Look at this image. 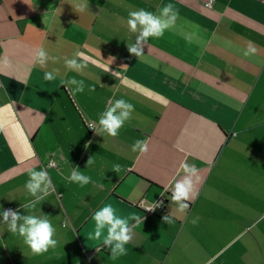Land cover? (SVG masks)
<instances>
[{
	"label": "crops",
	"instance_id": "1",
	"mask_svg": "<svg viewBox=\"0 0 264 264\" xmlns=\"http://www.w3.org/2000/svg\"><path fill=\"white\" fill-rule=\"evenodd\" d=\"M80 2L0 0V208L47 217L58 240L54 250L34 254L0 214V264H264V0H215L212 8L202 0H87L79 11ZM167 3L177 26H199L203 47L177 28L141 41L142 56L129 53L142 26L130 32L128 12L160 15ZM249 41L257 52L245 57ZM40 46L56 59L36 64ZM77 52L87 64L81 72L63 62ZM53 69L56 78L45 81ZM72 76L85 81L83 92H67L62 81ZM121 97L134 110L109 136L99 131V114ZM144 137L148 151L133 152ZM181 162L197 169V194L183 211L170 199L184 175ZM40 168L51 191L38 190L36 207H24L34 199L24 186L28 172ZM73 168L91 181L68 180ZM164 191V212L138 205ZM108 203L131 227L127 253L117 257L115 241L98 244L88 235L93 213Z\"/></svg>",
	"mask_w": 264,
	"mask_h": 264
},
{
	"label": "clouds",
	"instance_id": "2",
	"mask_svg": "<svg viewBox=\"0 0 264 264\" xmlns=\"http://www.w3.org/2000/svg\"><path fill=\"white\" fill-rule=\"evenodd\" d=\"M212 0H208V5L211 7ZM79 11H84L87 8V0H81L80 3L76 5ZM172 15H168L169 12ZM178 12L172 3H167L162 9L160 15H156L145 8H139L136 10H131L128 12L126 24L128 30L132 33L137 32L138 25L142 26L139 30V34L135 36V43H127V50L131 54H135L136 57L142 56L144 53L140 47L141 41H146L149 37L160 38L164 35L167 29H177L179 33L184 37V39L191 43H196L203 47L205 41L199 35V26H177L176 19ZM257 52L256 47L253 42L249 41L247 46L243 49V56L252 57ZM83 56V53L77 52L74 54L73 58H64V65L67 69L75 72H81L87 67L84 61H78L75 57ZM55 60L56 57L50 56L48 50L44 46H40L35 51L34 60L38 65H45L49 60ZM7 63V61H5ZM57 70L45 71L43 78L45 81H51L56 78ZM65 85L67 92L70 94H76L83 92L86 85L83 79H78L76 76L69 77L67 80L62 81ZM68 85H75L76 87H68ZM89 91L94 90L95 85H87ZM134 110V105L125 100L124 98L115 99L110 106L106 108L99 114L98 123L100 126L99 131L102 133H107L109 136H117L119 130L125 124L127 120L130 119L132 112ZM91 127V126H89ZM149 149V139L147 137L136 139L131 144V150L137 152L138 154H144ZM94 160L90 157L87 161V166L92 165ZM55 161H49V165L52 166ZM111 168L117 172L120 171L121 165L119 163H114ZM180 168L183 170L184 175L182 179L174 180L172 183V194L171 201L176 202L179 210L183 211L189 207L190 199L196 196V192L193 187L192 175L196 173L197 169L188 164L187 162H181ZM30 179L25 181V188L34 197L28 204L24 205L27 208H35L38 201L43 197L38 194L48 193L51 191L50 185L52 184L49 173L45 168H40L39 170L30 169L28 172ZM68 180L73 183H78L83 186L91 181V177L73 168L69 171L67 177ZM198 179V177H197ZM44 182L43 188L41 187V182ZM163 194V192L161 193ZM156 206V202L149 207V209ZM0 214H2L4 220L8 219L9 210H2L0 208ZM23 220L17 229V219ZM95 221L94 232H90L89 238L95 240L98 244L103 241L105 244L115 241L113 248L111 249L113 257H117L121 254L127 253V248L125 247L131 239V227L129 225V219L122 217L117 214L116 209L108 203L104 204L102 207L97 209L93 213L92 217ZM137 223L139 222L138 217H135ZM164 221L168 224L174 222L172 216L166 215L163 217ZM197 221L193 219L191 223L195 224ZM9 227L13 233L18 232L20 237H22L23 243L28 246L29 250L34 254H42L49 251V249H55L58 240L55 237L56 228L53 223L47 218H40L36 215H26L23 217L19 216L18 212H11V221ZM132 227H135L132 226ZM106 228V235H102V229Z\"/></svg>",
	"mask_w": 264,
	"mask_h": 264
},
{
	"label": "built area",
	"instance_id": "3",
	"mask_svg": "<svg viewBox=\"0 0 264 264\" xmlns=\"http://www.w3.org/2000/svg\"><path fill=\"white\" fill-rule=\"evenodd\" d=\"M204 2V5L207 6L208 5V0H202ZM215 3V0H212L211 3V7L212 8L213 5ZM87 126H91L89 127L91 133H95V129H96V123L93 121H87ZM167 199H168V195L166 193V191L163 192V194H160L159 197H157L155 200H148L146 198H143L138 205L140 207H142V209L146 212V213H154V214H159L165 211L166 208V203H167ZM156 202V206H154L153 208L149 209V207L151 205H153ZM4 210H9V216L8 218H11V212H17V208L15 205L13 204H7L4 206Z\"/></svg>",
	"mask_w": 264,
	"mask_h": 264
}]
</instances>
